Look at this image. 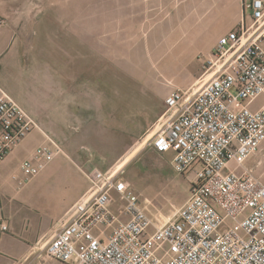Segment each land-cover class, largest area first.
<instances>
[{
    "label": "rangeland",
    "instance_id": "374dc122",
    "mask_svg": "<svg viewBox=\"0 0 264 264\" xmlns=\"http://www.w3.org/2000/svg\"><path fill=\"white\" fill-rule=\"evenodd\" d=\"M146 1L0 0V85L65 152L22 187L11 175L42 135L34 130L0 162V189H22L18 199L38 217L36 231L41 216H61L86 190L95 166L120 169L159 224L190 194V181L172 168L170 154L156 153L146 139L167 93L201 74L205 52L217 31L234 24L233 13L207 29V20L192 26L188 17L198 22L206 12L152 11ZM248 1L240 0L241 15ZM260 152L264 161V147ZM252 167L264 181V162ZM16 218L24 227V213Z\"/></svg>",
    "mask_w": 264,
    "mask_h": 264
},
{
    "label": "built area",
    "instance_id": "2783aa9c",
    "mask_svg": "<svg viewBox=\"0 0 264 264\" xmlns=\"http://www.w3.org/2000/svg\"><path fill=\"white\" fill-rule=\"evenodd\" d=\"M248 7L219 37L201 74L165 96L146 139L189 179L184 203L156 223L120 169L95 166L40 246L46 257L65 264H264V182L246 165L264 141V0ZM34 130L42 140L12 173L17 186L65 152L0 85V162Z\"/></svg>",
    "mask_w": 264,
    "mask_h": 264
},
{
    "label": "crops",
    "instance_id": "0c3cea01",
    "mask_svg": "<svg viewBox=\"0 0 264 264\" xmlns=\"http://www.w3.org/2000/svg\"><path fill=\"white\" fill-rule=\"evenodd\" d=\"M142 1L144 2V0ZM172 1L173 0H147L146 2H148V4L146 6L153 7L151 9L152 11L196 10V12H206V14H204V16L201 17L198 22H195V17H188H192V26L198 24L200 21L202 22L204 20H207V29L215 27L218 24L221 25L224 21L223 19H225L226 11L228 10H232V20H234V24L229 27L228 30L233 28L241 17L240 0H184L183 4L178 8L169 6ZM144 3L143 9H145ZM158 5H162V7L156 8V6ZM182 6L183 8H181ZM187 6L190 7L188 8ZM209 11L215 12L217 17L219 16L222 18V21L214 23V14H208L207 12ZM227 31L220 30L216 32L214 44L212 45L211 50L205 52L206 58L208 57V55H210L212 49L215 47L219 37L225 34ZM257 100L261 102L263 100V97H259ZM257 106L258 104L253 105L254 108H257ZM263 147L264 141L261 143V148ZM260 150L257 153L252 154L247 159L246 165L248 167L254 166L257 169L258 166L263 164L264 161L260 157ZM258 161H260V164L257 165ZM21 190L22 189L18 190L15 184H10L5 190L0 189V221L5 222L8 226L7 230L5 231H2L0 229V264H65L46 257L40 248V246L44 244L45 239L52 233L53 229L56 227L55 223L60 218V214L56 217L50 214L44 217L41 216V229L38 231L34 230V228L38 226L34 223L35 220H38V217L22 210V202H20V200L18 199V195L20 194ZM20 213H24L26 218L24 227L20 223V219L16 218V216ZM26 224L28 227H25Z\"/></svg>",
    "mask_w": 264,
    "mask_h": 264
}]
</instances>
